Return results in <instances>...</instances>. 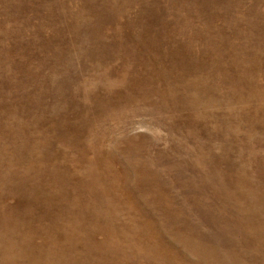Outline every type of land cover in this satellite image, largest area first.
<instances>
[{
    "label": "rangeland",
    "instance_id": "rangeland-1",
    "mask_svg": "<svg viewBox=\"0 0 264 264\" xmlns=\"http://www.w3.org/2000/svg\"><path fill=\"white\" fill-rule=\"evenodd\" d=\"M0 264H264V0H0Z\"/></svg>",
    "mask_w": 264,
    "mask_h": 264
}]
</instances>
